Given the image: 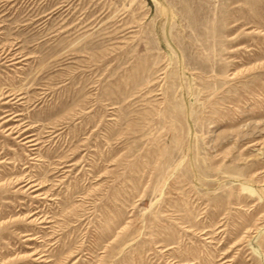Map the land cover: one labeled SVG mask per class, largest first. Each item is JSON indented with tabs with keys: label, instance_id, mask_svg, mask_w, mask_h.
<instances>
[{
	"label": "rangeland",
	"instance_id": "obj_1",
	"mask_svg": "<svg viewBox=\"0 0 264 264\" xmlns=\"http://www.w3.org/2000/svg\"><path fill=\"white\" fill-rule=\"evenodd\" d=\"M0 264H264V0H0Z\"/></svg>",
	"mask_w": 264,
	"mask_h": 264
},
{
	"label": "bare ground",
	"instance_id": "obj_2",
	"mask_svg": "<svg viewBox=\"0 0 264 264\" xmlns=\"http://www.w3.org/2000/svg\"><path fill=\"white\" fill-rule=\"evenodd\" d=\"M30 146V145H29Z\"/></svg>",
	"mask_w": 264,
	"mask_h": 264
}]
</instances>
